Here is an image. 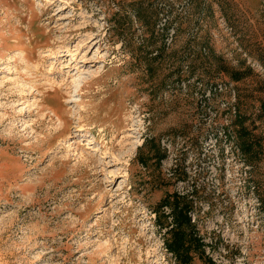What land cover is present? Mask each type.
<instances>
[{
  "label": "rangeland",
  "instance_id": "374dc122",
  "mask_svg": "<svg viewBox=\"0 0 264 264\" xmlns=\"http://www.w3.org/2000/svg\"><path fill=\"white\" fill-rule=\"evenodd\" d=\"M173 195L264 264V0H0V264H178Z\"/></svg>",
  "mask_w": 264,
  "mask_h": 264
},
{
  "label": "trees",
  "instance_id": "16d2710c",
  "mask_svg": "<svg viewBox=\"0 0 264 264\" xmlns=\"http://www.w3.org/2000/svg\"><path fill=\"white\" fill-rule=\"evenodd\" d=\"M241 148L249 152L248 143H242ZM163 207L171 209L173 226L168 231L169 237L166 239L167 249L173 253L178 264H192L194 253L199 252L203 243L198 237L191 233L194 224L189 217L192 205L185 201V198L179 195L166 197L162 202Z\"/></svg>",
  "mask_w": 264,
  "mask_h": 264
}]
</instances>
